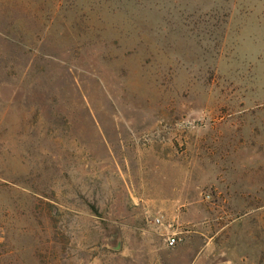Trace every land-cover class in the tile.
Masks as SVG:
<instances>
[{
	"label": "rangeland",
	"instance_id": "374dc122",
	"mask_svg": "<svg viewBox=\"0 0 264 264\" xmlns=\"http://www.w3.org/2000/svg\"><path fill=\"white\" fill-rule=\"evenodd\" d=\"M183 258L264 264V0H0V264Z\"/></svg>",
	"mask_w": 264,
	"mask_h": 264
},
{
	"label": "built area",
	"instance_id": "2783aa9c",
	"mask_svg": "<svg viewBox=\"0 0 264 264\" xmlns=\"http://www.w3.org/2000/svg\"><path fill=\"white\" fill-rule=\"evenodd\" d=\"M180 241H181V238L177 235V233H171V234L167 235L166 240H165L166 245L168 247H174Z\"/></svg>",
	"mask_w": 264,
	"mask_h": 264
},
{
	"label": "crops",
	"instance_id": "0c3cea01",
	"mask_svg": "<svg viewBox=\"0 0 264 264\" xmlns=\"http://www.w3.org/2000/svg\"><path fill=\"white\" fill-rule=\"evenodd\" d=\"M197 262H198V258L178 259V264H196Z\"/></svg>",
	"mask_w": 264,
	"mask_h": 264
}]
</instances>
